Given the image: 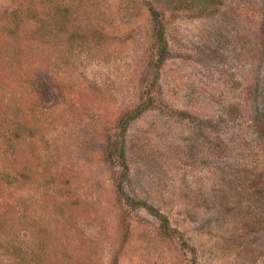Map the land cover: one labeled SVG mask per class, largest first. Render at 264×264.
Instances as JSON below:
<instances>
[{
	"label": "rangeland",
	"instance_id": "rangeland-1",
	"mask_svg": "<svg viewBox=\"0 0 264 264\" xmlns=\"http://www.w3.org/2000/svg\"><path fill=\"white\" fill-rule=\"evenodd\" d=\"M204 1L0 0V264L64 202L89 264H264V0Z\"/></svg>",
	"mask_w": 264,
	"mask_h": 264
},
{
	"label": "trees",
	"instance_id": "trees-1",
	"mask_svg": "<svg viewBox=\"0 0 264 264\" xmlns=\"http://www.w3.org/2000/svg\"><path fill=\"white\" fill-rule=\"evenodd\" d=\"M204 2L207 3V5H217L220 3V0H205ZM152 22H153V37H154V47L156 49V61L154 68L157 70L156 75L154 76V79L151 81V84L149 85L150 90L154 88L159 80L160 76V70L163 64L168 59V56L170 54L169 52V45L168 40L165 34L164 29V23L163 18L161 17V13L159 10H157L153 5H150L149 7ZM83 24V23H82ZM88 28H86L87 33H90L89 36L96 40L99 48H102L105 45V41L109 39V35L106 34L104 31V28L101 24H98L96 27L88 21L87 24ZM84 29V28H82ZM83 41H85V36H82ZM87 45V44H86ZM85 43H82V47L86 46ZM102 50V49H99ZM150 90H146V97L148 98L147 101H144L143 104H139L131 113H128L129 116L127 117L126 121L124 122V128L129 124V122L136 118L138 114H141L142 112L146 111L148 108H151L153 104V98L150 96ZM124 150L125 148H121V152L124 156ZM22 179L24 186H26L28 183H30L29 179L25 176V174H22ZM7 183H9L7 181ZM68 185V183H66ZM22 202L27 205L25 200H22ZM81 202H72V205H79ZM131 204H140L135 203V201H132ZM63 206L66 207V202L63 203ZM63 206H58L61 209H57L56 213L59 212V214L62 216V219L60 221L59 226L60 229H52L50 231H46L44 229V237L41 240V243L37 244L35 246V250H32L31 252L24 251L23 254H21L23 251L21 248H19V253H17V261L15 264H89V261L91 259H88V261L84 258V245L85 240H90L89 238L80 239L78 235V229L76 228L79 224L78 221L74 219L71 214L66 215L67 208ZM147 206V205H146ZM57 207V208H58ZM149 212L159 218L161 221V229L163 233L169 234L173 232L170 229L169 226V220L164 217L162 213L154 209V207H148ZM66 215V216H64ZM82 222V221H81ZM80 222V223H81ZM76 229V234L71 235V230ZM83 234V233H82ZM84 235V234H83ZM82 238V237H81ZM37 250V251H36ZM29 258V256H31Z\"/></svg>",
	"mask_w": 264,
	"mask_h": 264
}]
</instances>
